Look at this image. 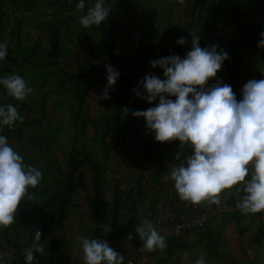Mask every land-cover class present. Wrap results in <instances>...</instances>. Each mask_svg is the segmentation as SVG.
<instances>
[{
	"label": "rangeland",
	"instance_id": "1",
	"mask_svg": "<svg viewBox=\"0 0 264 264\" xmlns=\"http://www.w3.org/2000/svg\"><path fill=\"white\" fill-rule=\"evenodd\" d=\"M46 1L37 36L12 33L6 43L18 51L2 62L4 75H21L33 93L17 101L0 87V104L17 106L23 117L0 134L24 163L42 172L41 183L29 188L35 200L22 199L13 224L0 228V252L7 254L8 264H26L25 250L37 230L45 249L34 253L37 264H85L78 236L103 239L124 255V264H194L201 255L207 264H264V212L243 214L236 207L235 187L222 192L230 196L231 214L213 219L230 225L219 231L221 236L205 230L199 242L165 239L167 247L154 251L145 250L139 236L129 247L115 238L117 194L135 186L134 167L124 166L123 156L142 159L157 148L166 151L167 142H156L145 120L131 115L159 102L149 104L136 95L143 92L145 76L163 79V70L150 61L173 54L183 58L191 49V33L199 35L200 47L216 44L229 54L209 85L218 79L239 100L248 80L264 79V48L257 47L264 11L255 4L247 8L245 0H106L109 19L86 29L79 24L84 13L76 8L78 0ZM91 3L86 0L84 12ZM181 36L185 45L177 43ZM109 64L120 76L110 98L99 99ZM126 108L131 110L127 115ZM221 237L236 240L225 245Z\"/></svg>",
	"mask_w": 264,
	"mask_h": 264
},
{
	"label": "clouds",
	"instance_id": "2",
	"mask_svg": "<svg viewBox=\"0 0 264 264\" xmlns=\"http://www.w3.org/2000/svg\"><path fill=\"white\" fill-rule=\"evenodd\" d=\"M76 8L84 13L79 24L86 29L101 25L110 16L106 0H94L86 12V0H78ZM177 43L185 45L186 40L181 36ZM257 47L264 48V32L260 33ZM7 55L6 43H0V62ZM228 59L227 51L218 50L216 44L200 47L199 35L191 33V49L183 58L173 54L150 61L152 68L163 70V79L150 74L140 82L143 92L136 91L137 97L145 98L149 104L157 99L159 102L147 110L126 108L124 114L131 111L133 117L143 118L156 142L178 140L180 148H191L192 154L165 177L174 182L182 201L220 205V194L235 187L239 195L236 207L243 214L260 213L264 212V79L248 80L239 100L230 85L218 79L209 85ZM106 72L107 85L99 99L110 98L109 89H114L120 76L110 64ZM0 87L17 101H24L33 93L29 82L15 73L0 75ZM18 122H23L18 107L0 104V132ZM181 155L178 152L175 158L181 160ZM41 181L42 172L24 163L7 137L0 134V228L13 224L22 199L35 200L29 188H36ZM135 232L147 251L167 247L165 237L149 219H141ZM132 238L130 233L128 240ZM40 239L41 232L37 230L33 245L25 250L26 264H37L34 253L45 252ZM76 239L82 247L85 264H124V255L103 239L79 236ZM6 255L0 252V264H8ZM194 264L207 262L201 255Z\"/></svg>",
	"mask_w": 264,
	"mask_h": 264
},
{
	"label": "crops",
	"instance_id": "3",
	"mask_svg": "<svg viewBox=\"0 0 264 264\" xmlns=\"http://www.w3.org/2000/svg\"><path fill=\"white\" fill-rule=\"evenodd\" d=\"M41 2V7L39 6ZM247 8L251 4L258 7L260 12H263L262 5L264 0H245ZM47 4L46 0H0V41L4 43L12 37V33L16 36L18 31H30L32 37L37 36V24L42 19L40 9ZM263 14V13H262ZM264 20V16L262 19ZM27 29V30H26ZM8 53H16L18 48L6 43ZM247 48L250 44H247ZM3 62V61H2ZM0 62V75L6 74L4 64ZM178 152H181V160H174L167 151L157 148L153 154L147 158H140L139 155H124L122 161L124 166L133 165L131 177L135 178V186L130 184L128 188L117 194V205L119 208L118 215V233L115 236L120 244L124 247L133 245L138 237L135 232V226L139 224L141 219H149L152 222L154 213L158 206H168L176 213L184 212L188 209L189 202L182 201L175 188L174 182L165 177L169 176L171 169L186 159L187 155L192 154L190 147L180 148V143L177 146ZM224 191L232 192L230 189ZM125 192V193H124ZM229 224H219L215 220L211 221L206 231L211 235H219V231L228 230ZM132 234V239L128 240V235ZM202 233H189L184 235L177 241L183 244H192L199 242L198 235ZM228 236V234H227ZM231 237H221V244H233L236 240ZM220 243V242H219Z\"/></svg>",
	"mask_w": 264,
	"mask_h": 264
},
{
	"label": "built area",
	"instance_id": "4",
	"mask_svg": "<svg viewBox=\"0 0 264 264\" xmlns=\"http://www.w3.org/2000/svg\"><path fill=\"white\" fill-rule=\"evenodd\" d=\"M220 198V205L209 204L207 201L200 204L189 202L188 209L181 213H176L168 206H158L152 223L165 239L179 240L189 233H201L214 218L231 214L230 196L221 193ZM177 226H180L179 229Z\"/></svg>",
	"mask_w": 264,
	"mask_h": 264
},
{
	"label": "trees",
	"instance_id": "5",
	"mask_svg": "<svg viewBox=\"0 0 264 264\" xmlns=\"http://www.w3.org/2000/svg\"><path fill=\"white\" fill-rule=\"evenodd\" d=\"M258 51V50H257ZM180 142L178 140H173L164 144V148L166 149L167 153L170 154L171 158L177 160L175 158L176 154L178 153L177 146ZM101 224L103 225V220H101ZM113 229L116 227L115 221L113 222ZM113 234V233H112Z\"/></svg>",
	"mask_w": 264,
	"mask_h": 264
}]
</instances>
